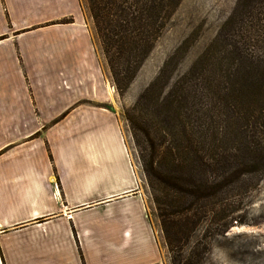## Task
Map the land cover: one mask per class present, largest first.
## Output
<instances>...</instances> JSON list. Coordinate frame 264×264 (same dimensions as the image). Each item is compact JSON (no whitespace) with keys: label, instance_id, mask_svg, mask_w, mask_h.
<instances>
[{"label":"crops","instance_id":"0c3cea01","mask_svg":"<svg viewBox=\"0 0 264 264\" xmlns=\"http://www.w3.org/2000/svg\"><path fill=\"white\" fill-rule=\"evenodd\" d=\"M83 13L0 0V264H165Z\"/></svg>","mask_w":264,"mask_h":264},{"label":"rangeland","instance_id":"374dc122","mask_svg":"<svg viewBox=\"0 0 264 264\" xmlns=\"http://www.w3.org/2000/svg\"><path fill=\"white\" fill-rule=\"evenodd\" d=\"M80 1L84 19L93 31L84 0ZM235 1L178 0L153 48L122 94L110 80L94 35L102 69L112 88L111 109L119 120L132 167L140 179L165 264H171L169 255L134 143L135 138L146 146L144 130L148 125L142 117L157 137L179 138L178 124L182 123L186 134L205 143L204 148L210 152L214 147L220 150V233L213 228L208 233L206 264H264V103L245 94L220 95V29ZM162 66L160 87L134 113L132 130L124 113ZM161 90L170 94L163 101L159 99ZM168 119L178 127L169 129L164 123ZM237 170L240 173L235 177L233 172Z\"/></svg>","mask_w":264,"mask_h":264},{"label":"trees","instance_id":"16d2710c","mask_svg":"<svg viewBox=\"0 0 264 264\" xmlns=\"http://www.w3.org/2000/svg\"><path fill=\"white\" fill-rule=\"evenodd\" d=\"M177 2L84 0L110 80L119 94L150 53ZM220 40V95L245 94L264 103V0H236L220 29ZM163 66L124 113L132 130L134 113L160 87ZM167 96L169 92L165 95L161 90L159 99ZM142 122L148 125L146 146L135 138L134 143L170 263L206 264L208 233L212 228L220 233V150L204 148L205 143L186 134L182 123L178 124L179 138H166L153 135L144 117ZM172 122L164 120L169 129L178 127ZM245 146L248 148L247 143Z\"/></svg>","mask_w":264,"mask_h":264}]
</instances>
